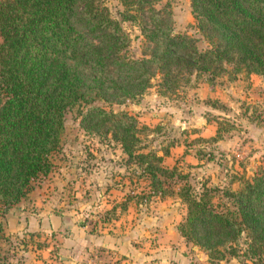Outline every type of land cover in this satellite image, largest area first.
Instances as JSON below:
<instances>
[{
    "label": "trees",
    "instance_id": "trees-1",
    "mask_svg": "<svg viewBox=\"0 0 264 264\" xmlns=\"http://www.w3.org/2000/svg\"><path fill=\"white\" fill-rule=\"evenodd\" d=\"M116 1L112 12L103 0H0V216L49 172L64 114L76 107L79 126L118 142L149 193L178 196L185 210L176 230L204 251L208 264L229 257L264 264V163L249 176L229 178L235 187L164 188L175 175L163 163L172 142L159 153L147 148L139 137L147 125L104 106L137 100L154 78L160 94L191 78L195 85L202 74L213 81L222 73H256L264 83V0H189L203 46L174 30L168 1L158 7L160 0ZM124 22L141 35L137 56ZM220 137L216 129L212 140ZM2 232L0 219V239Z\"/></svg>",
    "mask_w": 264,
    "mask_h": 264
},
{
    "label": "rangeland",
    "instance_id": "rangeland-1",
    "mask_svg": "<svg viewBox=\"0 0 264 264\" xmlns=\"http://www.w3.org/2000/svg\"><path fill=\"white\" fill-rule=\"evenodd\" d=\"M103 1L112 12L119 7L116 0ZM165 1L174 30L197 37V44L203 46L189 0H160L156 6ZM123 27L130 36V53L139 55L142 38L137 26L124 22ZM193 82L191 78L176 91L160 94L154 78L135 101L98 103L123 109L139 124L147 125L149 129L139 136L147 148L158 149L172 142L163 163L173 166L175 175L164 180V188L176 190L185 182L198 190L202 183L235 187L237 180L229 182V178L249 176L264 163V83L256 73H222L213 81L202 74L195 85ZM75 109L68 108L64 114L60 145L50 155L49 172L33 180L26 198L0 216V264H32L33 258L51 257L58 264H96L105 233H116L122 245L129 226L135 227L132 243L138 258L144 259L148 253L147 259L155 260L149 249L157 243V220L179 221L184 213V204L176 194L159 197L149 193L148 180L135 162L126 159L119 143L109 134L83 130ZM216 129L221 137L212 140ZM20 206L25 211L44 209L48 226L49 215H55L54 227L37 230L34 225L14 233L12 219L6 222V215H17ZM160 210H165L164 217ZM180 242H170L166 248L169 264H208L202 249L183 237ZM223 263L243 264L235 257Z\"/></svg>",
    "mask_w": 264,
    "mask_h": 264
},
{
    "label": "crops",
    "instance_id": "crops-1",
    "mask_svg": "<svg viewBox=\"0 0 264 264\" xmlns=\"http://www.w3.org/2000/svg\"><path fill=\"white\" fill-rule=\"evenodd\" d=\"M116 202V200H115ZM14 206V205H13ZM43 207H45L43 205ZM19 208V213L13 217H10V215H6L8 222L9 220L12 219V225L11 229L13 232H17V230H21L24 228V230H28V228L31 226L34 229H45L47 228H53L52 226V219L54 218L55 215L50 216V225L48 226L46 218L48 217L46 215V211L44 209H36L35 211H25L24 208L17 207ZM116 208V207H115ZM44 212V213H43ZM22 214V215H21ZM159 214L164 217L166 214L165 210H160ZM34 221H36V224H34ZM175 221H169V220H162L159 219L157 220V228L156 229V235L158 236L157 238V243L155 247L149 249L153 253L154 256H156L155 260L147 259L151 255L148 253L142 254V258L144 259H139L138 258V252H137V247L135 244H133V236H132V231L135 229V227L126 229V232L128 235H125L124 238L127 237V239H123L122 245L120 244V237L117 236L116 233L110 234V233H105V236L101 243L99 244V252H98V259L96 264H169L168 260H165L166 255H164L166 251V248L168 247L170 242H175L177 240V245H179L180 238L181 236L178 234L175 224ZM9 225V224H5ZM135 235V234H134ZM162 235V237H160ZM184 243V242H183ZM185 244V243H184ZM165 250V251H164ZM58 264V261L56 259L49 258L48 260H42L40 258H33V263L32 264ZM72 264V263H70Z\"/></svg>",
    "mask_w": 264,
    "mask_h": 264
}]
</instances>
